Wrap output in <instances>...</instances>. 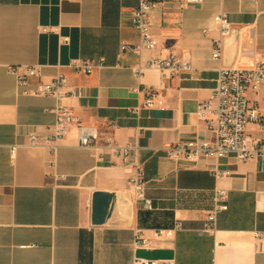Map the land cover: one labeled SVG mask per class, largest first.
Returning <instances> with one entry per match:
<instances>
[{
	"label": "crops",
	"instance_id": "0c3cea01",
	"mask_svg": "<svg viewBox=\"0 0 264 264\" xmlns=\"http://www.w3.org/2000/svg\"><path fill=\"white\" fill-rule=\"evenodd\" d=\"M141 1L0 0V264H133L135 257L160 264H264V238H257L264 233L259 163L233 155L177 161L166 150L215 141L198 117L199 104L210 98L221 67L264 61V0L170 1L149 14L157 48L137 50L133 10ZM218 15L229 18L234 33L222 36ZM218 40L222 58L214 60ZM173 52L189 61L190 72L146 67ZM73 60L101 67L83 75L68 67ZM10 65L38 66L45 81L62 73L80 97L24 95ZM148 91L163 105L146 107ZM248 98L264 114V85ZM58 107L136 152L126 163L112 149L83 147L76 129L54 154L31 145L33 134L52 135ZM248 131L261 135L256 124ZM135 159L150 209L128 184ZM217 189L227 192L228 209L217 215L215 231L204 232ZM98 192L113 195L102 225L93 222ZM139 230L150 248L135 247Z\"/></svg>",
	"mask_w": 264,
	"mask_h": 264
},
{
	"label": "built area",
	"instance_id": "2783aa9c",
	"mask_svg": "<svg viewBox=\"0 0 264 264\" xmlns=\"http://www.w3.org/2000/svg\"><path fill=\"white\" fill-rule=\"evenodd\" d=\"M173 1L178 4L197 5L203 0H142L133 10V25L140 36L139 45L136 49L154 50L158 46L157 40L152 35L149 14L152 10ZM257 2L258 0H254ZM215 22L219 24L223 37L232 31V24L226 15H218ZM70 39L63 38V44H68ZM123 50H133L124 46ZM223 51L222 40L215 42L213 59L221 60ZM70 69L83 75L92 74L101 63L88 60H73ZM147 68H158L171 70L175 74L190 72L192 67L187 59L179 58L174 52L166 58H154L146 64ZM9 73L15 77L17 85L22 89V94L33 97L52 96L59 100L70 96H79L77 90L69 87L68 77L62 73L45 81L38 66H8ZM141 71V70H140ZM35 82V86H32ZM264 85V61L258 62L251 68H228L221 67L218 70L216 86L209 99L201 102L198 107V117L205 122L210 132L214 133L216 139L210 141H188L169 146L167 154L173 160H187L198 162L203 158L222 159L233 155L238 162L256 160L260 169L264 171V114L258 105L251 102L248 92H258ZM145 106L154 108L162 106L163 101L157 100L155 95L148 91ZM56 122L51 127L52 135L49 138H41L36 134L31 136V145L48 146L56 153L58 142L64 139L73 129L78 132L80 145L83 147H102L114 150L123 160L128 163L132 152L136 148L132 146H121L111 135L103 137L96 127L85 126L80 118L67 107H58L55 110ZM250 124L259 126L261 135L248 131ZM102 143V144H101ZM16 149L13 148V153ZM135 169L134 175L129 179V186L134 192L137 202L145 208H152V201L146 195V182L144 170L138 159L132 164ZM227 192L217 189L214 196V207L209 212L203 228L204 232L215 231L217 215L226 211ZM172 236V231H160L159 236ZM259 240L264 238V233H257ZM151 241L142 231L135 233L136 248H150ZM133 264H160L157 260H148L135 257ZM171 264H174L173 262Z\"/></svg>",
	"mask_w": 264,
	"mask_h": 264
},
{
	"label": "water",
	"instance_id": "95a60500",
	"mask_svg": "<svg viewBox=\"0 0 264 264\" xmlns=\"http://www.w3.org/2000/svg\"><path fill=\"white\" fill-rule=\"evenodd\" d=\"M234 33V31H232ZM113 200V195L98 192L93 196V222L102 225L108 214V209Z\"/></svg>",
	"mask_w": 264,
	"mask_h": 264
}]
</instances>
